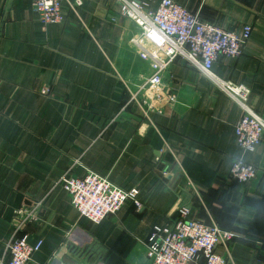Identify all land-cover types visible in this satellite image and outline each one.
<instances>
[{"label": "crops", "instance_id": "crops-1", "mask_svg": "<svg viewBox=\"0 0 264 264\" xmlns=\"http://www.w3.org/2000/svg\"><path fill=\"white\" fill-rule=\"evenodd\" d=\"M74 1L44 28L33 0H0V256L15 213L35 206L20 231L43 241L29 264H151L153 228L185 206L189 218L235 234L216 247L228 264H264V140L253 152L236 143L241 107L177 57L163 77L178 101L146 114L130 101L152 73L131 42L140 27L119 3L81 0L74 10ZM175 1L227 30L251 25L243 53L220 56L213 71L248 88L264 117V0ZM239 158L258 168L254 182L230 178ZM88 171L137 189L142 207L128 202L100 223L83 217L58 181Z\"/></svg>", "mask_w": 264, "mask_h": 264}, {"label": "built area", "instance_id": "built-area-1", "mask_svg": "<svg viewBox=\"0 0 264 264\" xmlns=\"http://www.w3.org/2000/svg\"><path fill=\"white\" fill-rule=\"evenodd\" d=\"M120 4L123 16L135 21L141 31L131 42L148 60L152 73L143 77L139 90L130 101L138 103L145 113H161L164 107L178 101L174 90L164 80V73L177 57L197 67L220 90L242 109L243 114L234 127L236 143L245 151H256L264 140V117L248 103V88L219 78L213 71L220 56L238 58L252 33L251 25L241 31H231L204 21L197 13L175 0H161L152 10L140 0H108ZM82 4L75 0L72 8ZM33 6L43 27L62 23L66 15L63 0H33ZM49 93V89L42 90ZM165 175L168 173L165 171ZM258 168L242 158L232 165L230 177L243 185L258 178ZM69 195L72 205L83 217L95 223L117 214L128 202L141 208L137 189L125 190L94 171L83 177L66 172L58 181ZM179 217L170 225L153 228L147 243V257L151 264H228V258L216 252L218 245L229 246L235 239L231 231L217 224L189 218L185 206L178 208ZM37 208H21L15 213L12 237L5 243L0 264H29L42 247V240L32 244L28 235H20L26 223L36 216Z\"/></svg>", "mask_w": 264, "mask_h": 264}, {"label": "water", "instance_id": "water-1", "mask_svg": "<svg viewBox=\"0 0 264 264\" xmlns=\"http://www.w3.org/2000/svg\"><path fill=\"white\" fill-rule=\"evenodd\" d=\"M203 263V259L201 258L198 262V264H202Z\"/></svg>", "mask_w": 264, "mask_h": 264}, {"label": "trees", "instance_id": "trees-1", "mask_svg": "<svg viewBox=\"0 0 264 264\" xmlns=\"http://www.w3.org/2000/svg\"><path fill=\"white\" fill-rule=\"evenodd\" d=\"M231 178V177H230Z\"/></svg>", "mask_w": 264, "mask_h": 264}]
</instances>
